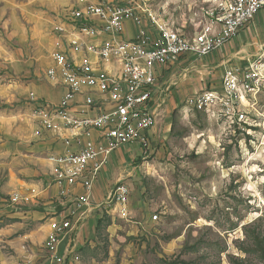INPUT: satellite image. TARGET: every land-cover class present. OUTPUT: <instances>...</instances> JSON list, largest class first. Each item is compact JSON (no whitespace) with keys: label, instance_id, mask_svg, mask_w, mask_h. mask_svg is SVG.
<instances>
[{"label":"rangeland","instance_id":"1","mask_svg":"<svg viewBox=\"0 0 264 264\" xmlns=\"http://www.w3.org/2000/svg\"><path fill=\"white\" fill-rule=\"evenodd\" d=\"M53 1L0 0V264H48V224L60 212L56 202L46 209L44 182L29 175L39 169L30 157L45 156L30 94L45 100L52 87L44 74ZM146 2L162 23L186 31L198 29L199 14L212 6ZM233 43L228 53L261 54L260 90H241L231 114L226 100L198 108L187 99L206 90L221 95L223 87L216 68L202 71L213 53L194 62L144 148L126 144L111 154L106 176L121 158L129 199L97 211L93 225L84 226L79 259L65 264H264V8ZM236 59L247 70L249 62Z\"/></svg>","mask_w":264,"mask_h":264},{"label":"built area","instance_id":"2","mask_svg":"<svg viewBox=\"0 0 264 264\" xmlns=\"http://www.w3.org/2000/svg\"><path fill=\"white\" fill-rule=\"evenodd\" d=\"M211 1L210 9L199 14V28L194 31L162 23L146 0H79V7L71 10L67 22L54 24L57 40L45 76L64 91L57 102L31 93L32 115L39 136L51 132L64 144L63 152L47 157L59 194H73L77 185L84 193L73 199L74 208L69 213L61 212L49 223L45 245L48 264L79 259L75 238L81 219L78 210L84 214L92 206L94 182L111 154L126 144L139 143L144 148L147 132L156 125L165 97L177 86L179 76L188 78L197 65L194 62L224 49L264 8V0ZM127 21L136 27L132 39L122 37ZM237 57L249 62L247 70L242 72L244 66L230 64L224 70L221 95L206 90L187 101L206 108L226 100L227 113L231 114L241 90L258 92L263 81L261 54ZM185 58L188 65L175 71L174 79L158 90L159 70ZM128 199L129 188L119 179L106 203L122 205ZM67 239L66 251L62 252L61 244Z\"/></svg>","mask_w":264,"mask_h":264},{"label":"crops","instance_id":"3","mask_svg":"<svg viewBox=\"0 0 264 264\" xmlns=\"http://www.w3.org/2000/svg\"><path fill=\"white\" fill-rule=\"evenodd\" d=\"M92 1H96V0H92ZM110 1L126 3V0H110ZM78 2H79V0H54L53 1L51 17L48 18V20L50 22L49 35L51 38V43H50V46L48 48V55H47V57H48L47 64L48 65H47V68L51 65V59L49 56H50V52L54 48L56 40H57V35L53 30L54 24H56L57 22H60V21L67 22L66 20L69 19V14L71 13V10L79 7ZM135 34H136V27H135L134 23L132 21H127L125 23V31H124L122 37L124 39H132L135 36ZM234 46H235V43H233V40H232L224 49L216 51V53L213 52V56L211 55V56H209V58H207L208 62L204 64V66H203L204 68H202V71H205V72L210 74V73H212V72H210L212 70V68H216L215 71L212 70L214 72L213 76L214 75L215 76L221 75V78H222L223 74H224V70L230 64H236V65H240L242 67L243 62H240V61L238 62L236 57L238 54L241 57H243L244 55H241L240 53H243L245 50L241 49L235 53H228L226 51L228 48L229 49L234 48ZM246 55H248V54H246ZM233 57H235V58H233ZM185 63H188L186 58L183 59L178 64L162 67L159 70L160 85L161 86H160V89H158V90H162L164 88V83H167L170 80L174 79L172 77L174 76L175 69L177 67L185 64ZM176 71H177V69H176ZM191 71H192V68H191ZM198 72H201V70H199ZM45 74H46V70H45ZM45 74H44V79H46ZM50 85L52 87L49 88L50 90H49V93L47 95L48 97L45 100L49 101V102H57L59 100V98L61 97V95L63 94L64 90L61 86H53L51 83H50ZM216 85H219V83L217 82ZM176 88L177 87L174 86L171 89V91L169 92V94L165 97V102L161 108L159 116L163 115L162 113L167 110L166 106L168 107L171 104V102H175L174 97H176L175 95H178V93H179L178 90L176 91ZM45 95H43V96L46 97ZM161 119H162V117H160L159 119L157 118V122L161 121ZM152 129L149 130L148 132L152 131ZM39 138H40V140H39V147H38L39 150L38 151L41 154L42 153L45 154V156L41 157V158L37 157L36 160H34L30 157L31 160H33L35 163H38L39 169H38V171L36 170L35 172H33V174H32V172H29V175H35L37 173V175L39 176L38 179H40L41 182H44V184H42L43 187L40 189V195H41L40 197H41V200H44L43 203H44V205H46V209L49 210L52 208H55V209L57 208V210L60 211L59 213H61V212L69 213L70 210L74 208L73 207L74 206L73 199H75V198L79 197L81 194H83L84 189L82 186L77 185L74 188L73 194H70L68 196H62L61 194H59V188L54 183V180H53V177L51 174V166H50V163H49L47 157L50 153H61V152H63L64 151V144H63L62 140L59 137H57L54 133L47 132V131H45L43 133V135L40 136ZM132 144H134V143H132ZM141 149H142V146H141ZM114 155H115L114 157H116V154H114ZM117 156H120V154L117 153ZM134 157H135V155H131V157H130L131 161H128L127 163L130 164L133 161ZM118 163L122 164V165H120L118 168L115 166L114 167V170H115L114 173L112 174L111 177L107 178L106 172L109 170L108 165H110V164L114 165V162L112 160L111 161H110V159L108 160V162L104 166L102 173L99 175L97 180L94 182L92 194H91L92 206L87 208L89 211L85 212L84 214H81L82 213L81 209L78 210V215L81 216L80 223L78 226V228L79 227L80 228H79V230L77 228L78 232H77V230L75 232V238H76L78 246L83 244V239L87 235L86 234L87 229L84 226L85 225L88 226L89 224H91V226L93 225V223L96 221L97 211L100 210L103 207V205L107 204L106 200H107V196H108L111 188L116 184V182L119 179H123V177H125L124 172H125L126 168L123 165L125 162L120 158ZM41 182H39L38 184H40ZM54 202H56V203H54ZM52 203H54V205L51 208ZM85 209H86V207L83 208V210H85ZM48 230H49V224H48ZM48 230H47V233H48ZM67 241H68V239L63 241V243L61 244V251L62 252L66 251ZM54 264H58V263H54Z\"/></svg>","mask_w":264,"mask_h":264}]
</instances>
